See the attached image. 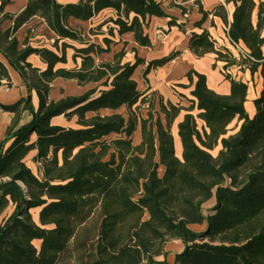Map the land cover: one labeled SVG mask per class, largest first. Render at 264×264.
<instances>
[{"label":"trees","instance_id":"trees-1","mask_svg":"<svg viewBox=\"0 0 264 264\" xmlns=\"http://www.w3.org/2000/svg\"><path fill=\"white\" fill-rule=\"evenodd\" d=\"M226 1L236 5L228 36L247 46L250 54L240 61L254 72L264 63V0ZM196 3L205 17L207 12ZM171 5L188 11L174 1ZM104 9L115 12L104 23L112 22L119 35L132 32L140 46L152 45L146 31L149 18L167 17L157 0H30L14 26L0 30V53L29 88V94L15 103L0 102V109L14 114L0 141V264H264V89L250 117L245 107L248 84L227 75L231 91L220 94L209 88L205 74L192 70L187 78L192 83L196 77V82L189 104L161 101L157 110L154 95L141 91L134 77L146 64L144 58L123 62V48L113 61L97 62L94 56L109 51L111 39L105 38L104 48L68 25L71 16L90 20ZM220 10L224 6L216 12ZM35 15L57 34L56 45L62 39L83 44L74 47L82 58L80 67L55 68L67 62L66 48L72 46L67 43L62 55L32 47L28 39L19 49L16 33ZM170 24L182 28L176 18ZM115 27H109L111 35ZM189 49L198 56L216 53L226 66L237 62L207 30L191 34ZM34 53L48 64L45 70L27 61ZM180 53L149 61L143 77ZM56 78L98 85L84 94L53 100ZM3 80L10 84L8 67L0 61V86ZM32 90L38 94V108L32 103ZM123 107L127 113L120 111ZM183 110L178 124L180 157L172 127ZM25 111L32 118L19 126ZM60 115L74 119L78 127L53 124ZM235 118L242 123L229 134ZM198 119L205 123L203 130ZM139 124L142 141L135 145ZM32 150L37 151L33 160L40 164L39 173L26 161ZM214 196L216 204L205 211L203 204ZM11 206L12 213L2 217ZM33 209H39L38 222ZM192 224L206 228L195 231ZM175 239L185 248L171 263L165 247ZM160 256L164 259L159 261Z\"/></svg>","mask_w":264,"mask_h":264},{"label":"crops","instance_id":"crops-1","mask_svg":"<svg viewBox=\"0 0 264 264\" xmlns=\"http://www.w3.org/2000/svg\"><path fill=\"white\" fill-rule=\"evenodd\" d=\"M30 0H0V30L6 31L11 29L15 24V17L19 15L28 5ZM81 0H58L61 4L78 3ZM162 3V7L167 14V17L152 16L149 18L146 28L147 33L151 39V46H140L132 32H127L123 35H119L115 25L112 22L104 23V21L115 16V12L112 9H104L98 15L90 20H81L75 17H69L68 25L74 29H79L83 32L87 41L93 42L107 48L108 45L105 42V38L111 39L109 44V51L103 52L99 55H95L97 62L113 61L115 54L120 52L123 48L126 49V56L123 62H134L136 57L144 58L146 64H141L135 71L134 77L138 82L139 89L145 92L146 95H154L156 101L157 110L160 109L161 101L172 102L174 104H181L187 106L189 103L187 99L192 98V90L195 87L196 77L191 83L187 74L196 70L199 73H203L207 77V84L209 88L220 94H229L231 91V80L227 78V75L231 76L236 81H242L248 84L247 100L245 107L250 117L256 114L255 100L261 95L264 89V63L260 64L258 68L253 72L248 64L240 61L238 53L231 45L228 37L229 25L233 19V13L236 5L233 1L227 2L226 0H157ZM183 5L188 9L186 13L180 6L171 5L172 2ZM203 10L207 12L204 17V13L200 10L199 5ZM219 6H224V10L217 11ZM171 18H176L177 22L182 25L180 28L178 25H171ZM254 20L257 21V13L254 14ZM102 27H97L102 24ZM115 27V34L111 35L109 27ZM91 29H94V33H91ZM207 30L212 39L216 41L218 46H224L237 58V62L233 65L226 66L224 60H219L216 53H207L204 56L196 55L189 49V39L193 32L201 33ZM264 35V29H263ZM16 37L19 41V49L26 47L27 39L28 44L36 48H48L56 51L59 55L63 53V45L67 43L69 46L66 48L67 62H58L55 68H75L80 67L82 58L76 56L74 47H81L83 44L70 39H62L58 41V45L55 44L58 38L57 34L49 27L47 22L39 15L33 16L27 22H25L17 31ZM127 42V45L125 44ZM247 50V46L240 42ZM135 49V50H134ZM180 51L181 53L169 63L152 69L146 76L143 77V70L146 68L149 61L162 58L170 55L173 52ZM0 61H2L9 70L10 84H7V80H3L0 86V102L4 104H12L19 99L26 97L29 94V88L26 82L23 80L21 74L14 69L8 62L7 58L0 53ZM27 61L34 67L40 70H45L48 64L38 54H31ZM97 83H89L87 85H79L76 80L56 78L52 83V90L50 93V99L59 100L68 95H81L86 93L89 87ZM32 103L35 108L39 106V97L36 90H32ZM145 110V109H143ZM147 111V110H145ZM103 112L111 113V110H103ZM194 114L198 113L195 109ZM186 111L183 110L181 114L176 118L172 127V132L175 139L176 153L178 156H182V142L178 133V124L183 119ZM146 115V113H145ZM14 118L12 112L4 111L0 109V141L5 137L6 131L10 123ZM32 116L30 112L25 111L21 114L19 119V126L28 123ZM164 120V116L162 115ZM53 124L78 127L75 120H67L63 115L56 116L52 119ZM242 121L235 118L229 126V134L236 132ZM198 125L201 130L205 126L202 119H198ZM234 125V126H233ZM37 135L32 134L31 139L35 141ZM142 141V130L139 124L135 134L133 136V143L135 145L140 144ZM11 141L7 143L10 145ZM219 145L215 150H219ZM214 150V151H215ZM37 151L32 150L26 158L27 164L34 170L35 168L39 172V163H36L33 158ZM213 201L216 204V197H212L205 204ZM212 208V207H211ZM210 208V209H211ZM205 210V208H204ZM207 211V210H205ZM195 231H201L206 228V224H192L190 226ZM185 248V245L180 240H172L166 244L165 250L168 252L167 260L171 263L175 261L177 252H181ZM164 256H160L157 260H163Z\"/></svg>","mask_w":264,"mask_h":264},{"label":"rangeland","instance_id":"rangeland-1","mask_svg":"<svg viewBox=\"0 0 264 264\" xmlns=\"http://www.w3.org/2000/svg\"><path fill=\"white\" fill-rule=\"evenodd\" d=\"M94 85H91V86H88V87H86L85 88V90H87L89 87H93ZM143 109H145V110H147V106L146 105H144L143 106ZM142 109V113L145 115V113L147 114V111H145V110H143ZM121 112H124V113H127V108L126 107H123L121 110H120ZM104 113H107V112H104ZM234 126V125H233ZM217 150H215V151H212V153L214 154V155H216L217 154ZM35 172L36 173H39L38 171H37V169L35 168ZM214 206V202L213 201H210V202H208L207 204H205V206H204V208H205V210H209L211 207H213ZM12 211H13V207L11 206V207H9L5 212H4V214H3V216L2 217H7V216H9L11 213H12ZM38 212H39V209H33L32 210V215H33V218H34V220L35 221H37L38 222ZM36 245L37 246H39V243L38 242H36Z\"/></svg>","mask_w":264,"mask_h":264},{"label":"built area","instance_id":"built-area-1","mask_svg":"<svg viewBox=\"0 0 264 264\" xmlns=\"http://www.w3.org/2000/svg\"><path fill=\"white\" fill-rule=\"evenodd\" d=\"M229 41L231 45L234 47V49L237 51L239 59L243 56H249L250 54L249 50L243 47V45L240 42L236 43L230 37H229Z\"/></svg>","mask_w":264,"mask_h":264},{"label":"bare ground","instance_id":"bare-ground-1","mask_svg":"<svg viewBox=\"0 0 264 264\" xmlns=\"http://www.w3.org/2000/svg\"><path fill=\"white\" fill-rule=\"evenodd\" d=\"M38 216V215H37Z\"/></svg>","mask_w":264,"mask_h":264}]
</instances>
